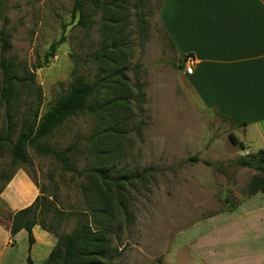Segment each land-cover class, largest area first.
<instances>
[{"label": "rangeland", "instance_id": "374dc122", "mask_svg": "<svg viewBox=\"0 0 264 264\" xmlns=\"http://www.w3.org/2000/svg\"><path fill=\"white\" fill-rule=\"evenodd\" d=\"M73 2L0 0L10 81L3 91L0 66V186L10 173L27 176L50 199L42 217L56 231L47 232L51 248L40 227L32 245L25 230L8 244L1 231V264H46L60 234H72L79 253L66 264H259L258 232L235 220L259 173L229 164L248 147L231 141L230 122L187 90L182 58L157 20L161 0H84L85 26L72 19ZM75 75L94 85L93 111L69 116L40 140L56 150L72 145L73 170L32 146L28 162L12 165L30 103L44 115Z\"/></svg>", "mask_w": 264, "mask_h": 264}, {"label": "crops", "instance_id": "0c3cea01", "mask_svg": "<svg viewBox=\"0 0 264 264\" xmlns=\"http://www.w3.org/2000/svg\"><path fill=\"white\" fill-rule=\"evenodd\" d=\"M157 20L174 54L193 57L192 73L183 68L180 77L195 101L229 121L248 153L264 148V0H161ZM18 174L0 193L4 244L12 240L7 213L28 206L39 194L27 176ZM239 210L235 220L253 226L247 227L258 232L264 250V194L250 196ZM44 232L51 248V235ZM259 264H264V251Z\"/></svg>", "mask_w": 264, "mask_h": 264}, {"label": "trees", "instance_id": "16d2710c", "mask_svg": "<svg viewBox=\"0 0 264 264\" xmlns=\"http://www.w3.org/2000/svg\"><path fill=\"white\" fill-rule=\"evenodd\" d=\"M84 0H74L71 11V17L76 23L85 26V12L83 9ZM64 39V35L57 41H54L50 47L46 56H51L56 50V46L59 45ZM7 44L4 39H1L0 44V66L5 77L3 84V91L9 84L8 76V63L4 57ZM181 61L179 66L182 68ZM30 83H34V75L31 74ZM94 85L86 80L81 75H75L68 84V90L64 97L59 98L54 102L51 108L42 116L38 118V106L33 107V102L30 103V110H32V118H24L21 123L20 131L16 140L12 143V165L20 162L26 163L29 160V154L27 147L32 146L41 153L49 154L59 161L66 170H73L72 163L70 162L68 153L73 150V146H67L62 150H56L48 145L41 144L42 137L47 135L52 128L65 121L69 116L78 112H92L93 107L88 102V99L93 95ZM33 104V105H32ZM231 141L236 142V138L230 135ZM6 140V139H5ZM241 148L243 145L239 143ZM196 160V157H193ZM229 164L235 167H246L255 170L259 175H255L250 180L249 196L256 193L264 194V148L257 150L254 153H247L244 156L233 158L229 161ZM96 176L101 180L102 184L108 189V183L106 181L105 174L102 170L95 169ZM13 177V173L6 175L3 178V184H7ZM4 189V185L0 186V193ZM51 201L48 197L43 195H37L36 198L28 206L8 212L6 218L10 222V235L11 237L20 230H25L27 233V240L30 245L35 242L32 229L34 226H39L42 230L50 233H55V229L52 225H46L42 215L52 211ZM55 211V210H53ZM56 245L60 246L56 251H50L48 254V262H54L58 259L63 260V264H66L71 259L78 256L76 250L75 238L72 234H60L57 238ZM48 262L46 264H48ZM27 264H32L31 259L27 258Z\"/></svg>", "mask_w": 264, "mask_h": 264}, {"label": "built area", "instance_id": "2783aa9c", "mask_svg": "<svg viewBox=\"0 0 264 264\" xmlns=\"http://www.w3.org/2000/svg\"><path fill=\"white\" fill-rule=\"evenodd\" d=\"M182 62L184 65V72L187 74L192 73V68H193V57L190 55H185L182 57Z\"/></svg>", "mask_w": 264, "mask_h": 264}]
</instances>
